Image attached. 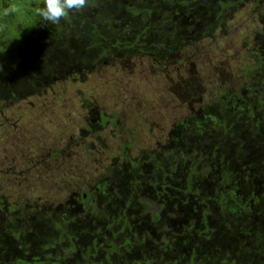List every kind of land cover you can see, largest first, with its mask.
I'll return each instance as SVG.
<instances>
[{"label":"rangeland","instance_id":"1","mask_svg":"<svg viewBox=\"0 0 264 264\" xmlns=\"http://www.w3.org/2000/svg\"><path fill=\"white\" fill-rule=\"evenodd\" d=\"M220 24L211 36L186 42L163 59L140 54L113 58L54 83L39 95L1 100L0 246L4 252L18 251L11 247L23 245L36 231L39 242L54 235V247L45 257V249L42 256L34 254L27 242L20 251L24 258L30 256L34 264H71L69 237L78 236L82 226H96L106 238L112 239V231L117 234L112 240L120 248L110 253L111 259L119 257L115 264L188 260L186 247L192 244L180 245L172 233L177 229L180 236L190 237L199 232L202 222L189 212L181 217L187 221L175 223L176 214L167 218L163 211L168 208L162 210L159 203L151 202L152 181L164 177L154 163L164 158L173 161L178 144L197 150L203 136L199 143H191L194 127L219 133L221 127L212 124L208 115L220 121L225 115L224 96L245 95L252 108L259 94L264 97V0L259 4L247 0ZM197 153L203 159L205 151ZM199 157V166L206 165ZM132 165L138 167L141 180L133 192ZM164 169L170 174L175 170L168 162ZM143 173L151 177L150 184L143 186ZM156 212L162 214L158 219L153 216ZM195 212L198 217L201 208ZM124 213L131 216L128 223ZM139 219L145 222L139 224ZM158 225L151 230L155 233L147 232ZM9 228L27 233L17 238L7 233ZM146 234L154 244L142 243L143 238L149 241ZM124 237L129 245L123 244ZM164 240L169 250L159 248ZM103 245L90 260L107 263L102 251L107 245Z\"/></svg>","mask_w":264,"mask_h":264},{"label":"trees","instance_id":"2","mask_svg":"<svg viewBox=\"0 0 264 264\" xmlns=\"http://www.w3.org/2000/svg\"><path fill=\"white\" fill-rule=\"evenodd\" d=\"M246 1L93 0L92 6L70 13L68 19L61 20L59 24H52L43 22L36 15V8L42 6L43 0H0V102L39 95L54 83L82 74L97 63L108 62L113 58L121 59L140 54L163 59L186 42L211 36L221 25L223 17ZM255 2L259 4L261 0ZM167 162L170 167L171 161L167 158H164V162L161 159L156 161L155 170L164 172ZM138 176V167L132 165V192L138 190L136 188L141 181ZM150 178L143 173V186L148 185ZM152 182L154 187L159 188L161 182L165 186L166 180L156 182L154 179ZM141 193L142 191L139 194L143 195ZM175 197L178 198L177 201H174ZM166 198L170 201L168 207L164 204ZM193 198L191 203H194ZM188 199L187 195L176 196L172 192L161 195L153 191L151 196L153 204L156 203L157 206L159 203L162 210L168 208L163 213L171 219L177 215V208L180 213L186 211ZM172 203L176 205L173 206ZM195 205L206 211L203 200H196ZM153 216L157 219L160 217L157 212ZM122 217L126 223L131 218L126 213ZM152 217H148L150 222H154ZM38 221L41 222L40 219ZM143 222V219H139V224ZM159 228L160 225L147 232L155 233L151 230ZM80 232L71 239L68 236L70 245L66 248H70L69 253L74 254V263L71 264H86V261L89 264H102V261L93 262L90 259H94L97 248L104 246L103 244L107 245L102 249L106 264H115V259L119 257H110V253H116L120 248L112 240L117 236L115 232H111L112 239L101 236L100 228L96 226H91L90 229L82 226ZM34 233L37 234L36 231ZM146 236L149 241L143 238L142 243H155L149 235ZM37 239V236L31 237L32 252L40 254L45 249L44 256L47 257L48 251L54 247L52 243L55 242V236L48 235L41 242ZM121 240L123 244H130L126 237ZM167 242L164 240L159 248L169 250L171 247ZM177 242L180 245L187 243L178 239ZM146 250L148 252V248ZM184 261V264L188 262ZM177 263L178 261L171 262Z\"/></svg>","mask_w":264,"mask_h":264},{"label":"flooded vegetation","instance_id":"3","mask_svg":"<svg viewBox=\"0 0 264 264\" xmlns=\"http://www.w3.org/2000/svg\"><path fill=\"white\" fill-rule=\"evenodd\" d=\"M223 98L221 103L225 115L220 116V121L208 115L210 122L218 123L221 131L217 133L210 128H192L191 143H199L198 137L202 136L203 143L199 144L197 150L187 145L188 151L193 149L192 154H187L188 151L178 144L180 160L175 151L176 157L171 161L175 170L171 174L167 170L160 172L164 176L161 181L166 180L165 186L161 182L159 188H152L161 195L169 192L176 196L187 195L189 205L184 215L191 212L192 217L202 222L199 232H194L190 237L180 236L177 229L172 233L178 241L192 244L186 247L187 261H192L189 256L193 259L191 264H264V112L260 114L264 108V97L259 94L253 108L248 105L245 95ZM236 120L239 124H236ZM233 137H237V140ZM200 149L205 151L203 159L197 153ZM197 155L206 165L199 166ZM170 180L173 181L169 183ZM193 186H198L199 191ZM192 198L194 203L190 202ZM177 200L175 197L174 201ZM196 200H203V208L206 209L201 210L198 217L195 211L200 204L195 205ZM92 201L94 204L95 200ZM164 204L168 207L169 199L166 198ZM176 212L175 223L188 220L181 219L183 212L180 213L178 208ZM7 231L17 238L27 233L23 229L20 234L10 228ZM33 236L29 233L23 245L11 247L14 251L18 250L12 254L4 252L0 246V264H34L30 262V256L24 258V253L20 252L27 242L32 247ZM194 239L204 244H196Z\"/></svg>","mask_w":264,"mask_h":264},{"label":"clouds","instance_id":"4","mask_svg":"<svg viewBox=\"0 0 264 264\" xmlns=\"http://www.w3.org/2000/svg\"><path fill=\"white\" fill-rule=\"evenodd\" d=\"M93 0H43L42 6H37L36 15L43 21L59 24L68 19L70 13L80 12L92 6Z\"/></svg>","mask_w":264,"mask_h":264}]
</instances>
